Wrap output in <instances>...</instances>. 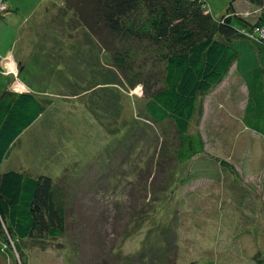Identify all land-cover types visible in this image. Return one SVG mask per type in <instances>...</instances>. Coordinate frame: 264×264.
Here are the masks:
<instances>
[{
    "label": "rangeland",
    "instance_id": "374dc122",
    "mask_svg": "<svg viewBox=\"0 0 264 264\" xmlns=\"http://www.w3.org/2000/svg\"><path fill=\"white\" fill-rule=\"evenodd\" d=\"M203 1L217 19L232 2ZM63 2L19 0L11 26L9 4L0 0V72L11 76V91L36 90L54 101L58 113L48 131L39 127L21 137L23 147L17 146L3 170H36L55 182L65 169L71 186L66 235L44 251L25 246L27 264L264 259V138L243 124L248 99L243 77L256 63L264 66V30L256 43L241 45L237 71L232 68L202 99L203 115L190 131L201 134L205 154L180 165L173 155L179 140L172 123L155 124L144 112L150 95L144 80L113 66L97 33L89 37L83 20ZM46 5L53 12L45 14ZM234 7L248 24L264 19V10L243 0ZM48 67L53 74L46 88L34 73ZM5 82L0 76V89ZM216 161L228 163L234 175ZM12 263L0 255V264Z\"/></svg>",
    "mask_w": 264,
    "mask_h": 264
},
{
    "label": "trees",
    "instance_id": "16d2710c",
    "mask_svg": "<svg viewBox=\"0 0 264 264\" xmlns=\"http://www.w3.org/2000/svg\"><path fill=\"white\" fill-rule=\"evenodd\" d=\"M236 1L232 0L219 19L203 0L63 2L79 23L83 20L89 37L97 33L98 43L113 58V66L125 75L134 71L144 80V93L150 92L144 112L155 124L172 123L179 140L173 155L180 165L205 154L201 134L190 131L194 120L200 121L203 115L202 99L236 68L241 45L256 43L264 30L262 17L251 25L239 16ZM243 1L264 10V0ZM44 8L45 14L53 12L50 5ZM104 36L106 42L101 40ZM34 74V80H42L46 88L51 83L53 72L49 67L38 76ZM0 76L6 79L0 93V255L12 259V264H27L25 246L44 251L50 241L66 235L67 189L71 186L65 169L63 177L55 182L36 170H3L17 146L23 147L21 137L39 127L48 131L58 113L53 100L39 94L15 93L10 90L11 76L3 71ZM243 79L248 94L244 127L264 138V66L256 63ZM116 111L113 108L118 117ZM216 163L234 175L228 163ZM13 253L17 259H13ZM253 263L264 264V259L256 256Z\"/></svg>",
    "mask_w": 264,
    "mask_h": 264
},
{
    "label": "crops",
    "instance_id": "0c3cea01",
    "mask_svg": "<svg viewBox=\"0 0 264 264\" xmlns=\"http://www.w3.org/2000/svg\"><path fill=\"white\" fill-rule=\"evenodd\" d=\"M45 1V0H44ZM18 2L19 0H5V3L9 4V6L7 7L8 11H9V15L7 16V23L11 26H13L16 22L15 20V17L17 16V14L20 12V8L18 7ZM39 8V7H38ZM37 8V9H38ZM36 9V10H37ZM223 12V11H222ZM211 13H213V11L211 10ZM214 15V13H213ZM10 17V19H8ZM18 34V31L16 32ZM11 53V52H10ZM9 54V52L7 53ZM21 58V56H20ZM22 59V58H21ZM23 66L24 68L21 70L22 72L25 70V68L27 67V64L24 62L23 63ZM1 90L3 89H0V93H1ZM32 91V92H31ZM30 91V94L34 95V96H37V97H40L38 94H36V92L34 91L33 92V89Z\"/></svg>",
    "mask_w": 264,
    "mask_h": 264
},
{
    "label": "built area",
    "instance_id": "2783aa9c",
    "mask_svg": "<svg viewBox=\"0 0 264 264\" xmlns=\"http://www.w3.org/2000/svg\"><path fill=\"white\" fill-rule=\"evenodd\" d=\"M3 70H4V68H3Z\"/></svg>",
    "mask_w": 264,
    "mask_h": 264
}]
</instances>
